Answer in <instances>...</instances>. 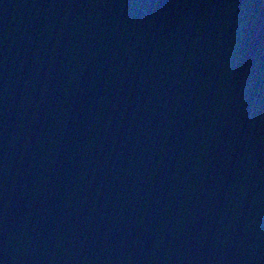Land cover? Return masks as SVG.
Wrapping results in <instances>:
<instances>
[{
	"label": "water",
	"instance_id": "95a60500",
	"mask_svg": "<svg viewBox=\"0 0 264 264\" xmlns=\"http://www.w3.org/2000/svg\"><path fill=\"white\" fill-rule=\"evenodd\" d=\"M0 264H264V0H0Z\"/></svg>",
	"mask_w": 264,
	"mask_h": 264
}]
</instances>
